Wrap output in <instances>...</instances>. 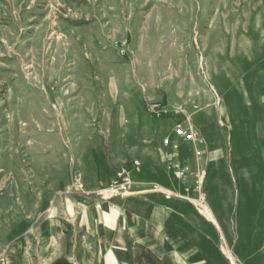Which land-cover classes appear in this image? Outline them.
I'll use <instances>...</instances> for the list:
<instances>
[{"label": "rangeland", "instance_id": "obj_1", "mask_svg": "<svg viewBox=\"0 0 264 264\" xmlns=\"http://www.w3.org/2000/svg\"><path fill=\"white\" fill-rule=\"evenodd\" d=\"M81 97L110 110L81 113ZM154 102L183 105L203 143L175 135L181 117L153 118ZM4 145L21 159L0 156V264H96L81 209L113 199L135 223L185 212L195 245L191 228L213 215L206 264H252L264 243V0H0Z\"/></svg>", "mask_w": 264, "mask_h": 264}, {"label": "crops", "instance_id": "obj_2", "mask_svg": "<svg viewBox=\"0 0 264 264\" xmlns=\"http://www.w3.org/2000/svg\"><path fill=\"white\" fill-rule=\"evenodd\" d=\"M143 92L146 93L147 91L143 90ZM6 97L12 99L13 95L11 96V94H8ZM80 100V106L83 108L80 111L81 113L88 114L95 111L110 110V108L106 106L104 107L103 104L100 105V102H94L93 105L91 104L87 106L86 104H83L86 100H82V97ZM109 131V138L112 141L111 126ZM81 134V132L77 134L79 140L77 142L78 144H80V138L83 136V134L82 136ZM85 137L87 138V143H90L91 145V141L95 140L94 138H97L98 136H92V140H89L88 136ZM36 143V140H34L30 145L34 148L38 145ZM49 146H47V149L51 148V152H53L54 145L50 144ZM4 148L5 145L3 146V149H0V156H6V154H8L7 158L10 160L9 162L17 164L16 158L21 159L20 153L18 151L12 153L11 150ZM92 151L94 152V150ZM58 153L63 159L67 158L68 161H70V157L69 155L67 156L66 152L58 151ZM78 158L79 161H81V172L83 175L85 172L84 176L85 179H87V172L84 170L82 171V167L87 164L85 161L89 160L86 159V151L84 149H81ZM64 176L70 177V172L68 171L67 173H64ZM8 180V172L5 171L3 167H0V199L7 197ZM97 182L98 181H96L95 184H93V182V185L89 186V191L97 190L99 187L97 186ZM122 199L129 200L128 198H124V196ZM81 215L86 229H89L94 241L96 240V245H98L95 246L94 249V252H96L98 256L96 264H206L205 258L199 255L200 247L198 245L200 242H203L202 234L204 229L208 232L213 231L214 225L218 230L220 229L219 231H221L220 226L211 214L212 218L207 221L208 223L211 222L212 225H209L208 223L202 224L200 223L202 221L199 220L200 224L191 228V230H193L192 233L199 235L195 238L197 242L196 245L193 243L191 244L189 240H187V226L181 225L186 216L185 212L177 211L173 215L171 212L163 213L164 217L169 216L167 217L169 219L166 220V222H164L165 219H163L162 222H154L151 225L150 223L142 224L138 219V223H135V217L133 216V218L128 212L123 210L122 202L117 201L116 199H113L112 201L97 200L91 204L90 208L84 206V209H81ZM172 220L174 222H171ZM176 222H178V226L175 225ZM190 249L192 250L191 252ZM258 258L260 259L261 264H264V243L262 244L261 254L256 255L251 263L254 264L253 262Z\"/></svg>", "mask_w": 264, "mask_h": 264}, {"label": "built area", "instance_id": "obj_3", "mask_svg": "<svg viewBox=\"0 0 264 264\" xmlns=\"http://www.w3.org/2000/svg\"><path fill=\"white\" fill-rule=\"evenodd\" d=\"M119 52L121 55L126 56L127 51L125 49V44H122L120 46ZM193 109L195 110L197 109V107L193 106ZM147 112H149L152 117L157 120H161L168 115H173L176 118L181 117V119L178 120L174 125L175 135L179 138H182L183 140L190 141L194 144L203 143L200 134L191 127V113L187 111V109L183 105L170 109V107L165 104L162 105L160 103L154 102L148 105ZM165 140L166 145H170V141L168 140V138H166ZM135 165H139V162L136 161ZM173 168L177 170L179 169L178 166H174ZM182 174L183 172L179 171L176 173V176L179 178L182 176ZM123 175L125 177L123 178V181L120 186H118V184L115 182L111 184L112 186L110 189L112 191L116 190V185L118 186V192L123 191L122 194L129 193L128 191L133 188L134 185L130 179V173L124 172L122 175H120V178H122ZM79 186L83 188L81 184Z\"/></svg>", "mask_w": 264, "mask_h": 264}, {"label": "trees", "instance_id": "obj_4", "mask_svg": "<svg viewBox=\"0 0 264 264\" xmlns=\"http://www.w3.org/2000/svg\"><path fill=\"white\" fill-rule=\"evenodd\" d=\"M55 264H60V263L58 262V263H55Z\"/></svg>", "mask_w": 264, "mask_h": 264}, {"label": "bare ground", "instance_id": "obj_5", "mask_svg": "<svg viewBox=\"0 0 264 264\" xmlns=\"http://www.w3.org/2000/svg\"><path fill=\"white\" fill-rule=\"evenodd\" d=\"M233 262H234V260H233ZM234 264H236V263L234 262Z\"/></svg>", "mask_w": 264, "mask_h": 264}]
</instances>
